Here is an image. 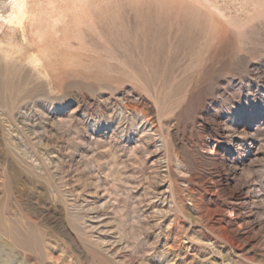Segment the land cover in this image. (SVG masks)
Returning <instances> with one entry per match:
<instances>
[{
	"label": "rangeland",
	"instance_id": "1",
	"mask_svg": "<svg viewBox=\"0 0 264 264\" xmlns=\"http://www.w3.org/2000/svg\"><path fill=\"white\" fill-rule=\"evenodd\" d=\"M78 3L29 0L3 63L0 205L77 264H264V0ZM0 264L37 259L0 239Z\"/></svg>",
	"mask_w": 264,
	"mask_h": 264
},
{
	"label": "bare ground",
	"instance_id": "2",
	"mask_svg": "<svg viewBox=\"0 0 264 264\" xmlns=\"http://www.w3.org/2000/svg\"><path fill=\"white\" fill-rule=\"evenodd\" d=\"M38 1V0H37ZM91 1V0H90ZM94 1V0H93ZM50 2V1H49ZM48 2V3H49ZM67 2V1H66ZM75 2H79L78 4H85L88 2V0H75ZM41 3V2H39ZM55 3V2H54ZM51 5V22H52V28H56L60 24L64 23L67 21L68 15L62 13L63 11L56 10L53 6V3H49ZM48 4V5H49ZM63 4V3H62ZM72 4V3H71ZM103 4V3H102ZM66 5V4H65ZM89 5V4H88ZM92 5V4H91ZM209 5V4H208ZM10 6V13L8 14L7 17H4L0 20V108H4L8 111V113H12L14 110H22V107H17L15 106V102L20 98V94L23 93V89L21 90H16V96L15 97H5L4 96V90H3V77H4V68H3V63L4 64H9L10 62L13 61L14 57L12 54L16 52H20L24 48V44H27V36H26V30H25V23L26 21L29 23L32 22L34 23L35 17H30V6H29V0H11L9 2ZM79 6V5H78ZM213 6V5H212ZM36 7V6H34ZM48 7V6H46ZM66 7V6H64ZM91 7V6H90ZM95 7V6H94ZM49 8V7H48ZM39 9V8H38ZM74 9V8H73ZM211 9V8H210ZM68 10V9H67ZM214 10V9H211ZM89 11V10H88ZM74 10H73V15H74ZM216 12V11H215ZM72 14V13H71ZM32 15V14H31ZM44 16V15H43ZM225 17V16H223ZM37 18V17H36ZM71 18V17H70ZM40 19V18H38ZM37 19V20H38ZM49 19V20H50ZM226 19V18H225ZM224 19V20H225ZM222 20V19H221ZM223 21V20H222ZM37 22V21H36ZM39 22V21H38ZM42 22V20H41ZM75 22V21H73ZM78 22V21H77ZM185 22V21H184ZM30 23V24H32ZM47 21L45 22V24ZM141 23V22H140ZM221 23V22H220ZM41 24V23H40ZM44 24V25H45ZM193 24V23H192ZM196 25V24H195ZM38 27L37 25H35ZM34 26V27H35ZM43 26V25H42ZM192 26V25H191ZM199 26V25H198ZM40 27V26H39ZM197 27V26H195ZM44 28V27H43ZM42 30H45L43 29ZM122 28V27H121ZM120 28V29H121ZM137 28V27H136ZM234 28V27H233ZM199 29V28H198ZM235 29V28H234ZM41 30V28H40ZM192 30V29H191ZM195 30V28H194ZM46 31H43L44 33ZM116 32V31H115ZM185 32V31H184ZM114 33V31H113ZM117 33V32H116ZM191 33H194L191 31ZM20 38H17L18 35ZM31 34V33H30ZM39 34V33H38ZM47 34V32H46ZM120 34V33H119ZM229 34V33H228ZM114 35H116L114 33ZM118 35V34H117ZM163 35V34H162ZM190 35V34H189ZM46 36V35H45ZM56 36V35H55ZM113 36V35H112ZM119 36V35H118ZM177 36V35H176ZM68 37V36H67ZM122 37V36H121ZM161 37V36H160ZM164 37V36H163ZM184 37V36H183ZM200 37V36H199ZM38 38V37H37ZM42 38V37H41ZM193 38V37H192ZM158 39V38H157ZM201 38H199L200 40ZM183 40V38H182ZM195 41L194 39H192ZM124 41V40H123ZM160 41V40H159ZM197 41V40H196ZM117 41L116 43H118ZM163 42V40H162ZM165 42V39H164ZM163 42V43H164ZM162 43V44H163ZM189 43V42H188ZM194 43V42H193ZM161 45V44H160ZM166 45V44H165ZM192 45V44H191ZM131 46V45H130ZM46 49V48H45ZM205 51V50H204ZM159 53V52H158ZM150 55V53H148ZM147 54V55H148ZM151 56V55H150ZM40 58V57H39ZM37 59V58H36ZM36 61V60H35ZM36 63V62H35ZM34 63V64H35ZM39 63V62H37ZM130 90V89H129ZM122 91V90H121ZM135 91V90H134ZM129 92V91H127ZM136 92V91H135ZM130 93V92H129ZM134 93V92H133ZM122 94V93H121ZM139 94V93H138ZM135 95V94H134ZM111 97V96H110ZM24 97H22L23 99ZM87 98V97H86ZM116 98V96H115ZM127 98V97H126ZM139 98V97H138ZM131 99V98H129ZM144 99V98H143ZM120 100V99H119ZM133 100V99H132ZM138 101L140 99H137ZM121 101V100H120ZM140 102V101H139ZM138 102V103H139ZM143 102V101H142ZM137 103V104H138ZM113 104V103H112ZM111 104V105H112ZM127 104V103H126ZM141 104V103H140ZM144 104V103H143ZM114 105V104H113ZM142 105V104H141ZM128 106V105H127ZM139 106V105H138ZM87 107V106H86ZM151 107V106H150ZM153 107V106H152ZM29 108V107H28ZM116 108V107H115ZM118 108V107H117ZM123 109V108H122ZM131 109V108H129ZM142 109V108H140ZM145 109V108H144ZM29 110V109H28ZM136 110V109H135ZM139 110V109H138ZM118 111V110H117ZM122 111V110H121ZM120 111V113H121ZM137 111V110H136ZM135 111V112H136ZM148 111V110H147ZM146 111V112H147ZM153 111V110H152ZM151 111V112H152ZM27 112V111H26ZM123 112V111H122ZM134 112V111H131ZM141 112V111H140ZM139 112V113H140ZM143 112V111H142ZM17 113V112H16ZM126 113V112H125ZM20 114V113H19ZM133 114V113H132ZM135 114V113H134ZM138 114V113H137ZM5 115V114H4ZM143 115V113H142ZM236 115V114H235ZM15 116V114H14ZM141 116V115H140ZM144 116V115H143ZM147 116V115H146ZM233 116V115H232ZM19 117V116H18ZM27 117V116H26ZM6 119V117H4ZM15 118V117H14ZM24 118V117H23ZM138 118V117H137ZM8 119V118H7ZM20 119V118H19ZM142 119V117L140 118ZM138 119V120H140ZM3 121V120H2ZM7 121V120H6ZM141 121V120H140ZM3 123V122H2ZM28 123V122H27ZM150 123V122H149ZM204 123V122H203ZM199 124V123H198ZM215 124V123H214ZM151 125V124H150ZM149 126V125H148ZM152 126V125H151ZM200 127V126H199ZM202 127V126H201ZM211 127V126H210ZM213 127V126H212ZM150 128V127H147ZM231 128V127H228ZM6 129V128H5ZM221 130V129H220ZM243 130V129H242ZM5 131V130H4ZM10 131V130H9ZM143 131V130H142ZM204 131V130H203ZM234 131V130H233ZM8 132V131H7ZM27 132V131H26ZM3 133V132H2ZM229 133V132H228ZM163 134V133H162ZM250 134V133H249ZM7 135V134H5ZM16 135V134H15ZM160 135V134H159ZM225 135V134H224ZM8 137L10 136V133L8 132ZM238 136V135H237ZM6 138V137H5ZM11 138V137H10ZM30 138V137H29ZM228 138V137H227ZM8 139V138H7ZM13 139V138H11ZM147 139V137H146ZM213 139V137H212ZM215 139V138H214ZM9 140V139H8ZM6 141V146L8 150V155L13 156V149L12 145L10 144L9 141ZM150 140V139H149ZM249 140V139H248ZM188 141V140H187ZM249 142V141H248ZM156 143V142H155ZM186 143V142H185ZM260 143V141H259ZM150 145V144H149ZM258 145V144H257ZM14 146V145H13ZM19 146V145H18ZM165 146V145H164ZM171 146V145H170ZM238 146V145H237ZM236 147V146H235ZM258 147V146H257ZM213 148V147H212ZM228 150V149H227ZM255 150V149H254ZM258 151V150H257ZM163 152V151H162ZM154 153V152H153ZM159 153V152H158ZM255 156V155H254ZM263 156V154H262ZM219 159V158H218ZM224 159V158H223ZM258 159V158H257ZM260 159V157H259ZM258 159V160H259ZM20 160L22 162L25 161L24 157H20ZM208 160V159H206ZM160 161V160H159ZM250 161V160H249ZM257 162V161H256ZM32 163V162H31ZM172 163V162H171ZM248 163V162H247ZM216 164V163H215ZM219 164V163H218ZM28 165V164H27ZM171 166V165H170ZM249 167V166H248ZM31 168L30 170L36 171L34 167H29ZM184 168V167H183ZM182 168V169H183ZM256 168V167H255ZM181 169V170H182ZM239 169V168H238ZM254 169V168H253ZM224 170V169H223ZM171 171V170H170ZM228 171V170H227ZM185 172V171H184ZM226 172V171H225ZM234 172V171H233ZM220 173V172H219ZM229 173V172H228ZM221 174V173H220ZM225 174V173H224ZM223 174V175H224ZM183 176V175H182ZM226 176V174H225ZM242 177V176H240ZM246 177V174H245ZM225 179V178H224ZM253 179V178H252ZM262 180V179H261ZM182 181V180H180ZM212 181V180H211ZM48 184V182H47ZM260 185V184H259ZM221 186V185H220ZM261 186V185H260ZM262 188V187H260ZM264 188V187H263ZM232 189V188H231ZM258 189V188H257ZM7 190V188H6ZM260 190V189H259ZM223 191V190H222ZM255 191V189H254ZM8 192V191H7ZM210 192V191H209ZM242 192V191H241ZM253 192V190H252ZM255 193V192H254ZM253 194V193H252ZM224 195V194H223ZM251 195V194H250ZM259 195V194H258ZM257 195V196H258ZM253 196V195H252ZM256 197V196H255ZM9 198V197H8ZM229 198V197H228ZM244 198V197H243ZM260 199V198H259ZM262 199V197H261ZM1 204V203H0ZM4 204V203H3ZM6 204V202H5ZM229 204V203H228ZM238 204V203H237ZM250 204V203H248ZM249 206V205H248ZM229 207V206H228ZM232 207V206H231ZM243 207V206H242ZM244 208V207H243ZM257 208V207H256ZM231 209V208H230ZM256 210V209H255ZM229 212V211H228ZM239 217V216H238ZM251 217V216H250ZM253 217V216H252ZM240 219V218H239ZM255 219V218H254ZM31 218L26 214L23 213L22 211L18 209H7L3 205H0V239L4 240V242L12 247L13 249L19 250L23 253H31L36 259H37V264H44L46 261L49 262H54L55 259H53V252L57 251L60 256L57 258V260H66V262H63L64 264H77L73 261L72 257H67L64 256L65 251L63 249L57 248V245L54 244L55 248L49 246V238L47 234L42 235L41 238L36 236L39 231V228L37 226H31L30 222ZM233 220V219H232ZM76 221V220H75ZM55 222V221H54ZM16 223H22L24 224V227L26 231L24 234H22V231H18V228H16ZM263 223V222H262ZM257 224V223H256ZM230 225V224H228ZM236 225V224H235ZM255 225V224H254ZM90 227V226H89ZM113 228V227H112ZM255 228V227H254ZM264 228V227H263ZM112 230V229H111ZM116 230V229H115ZM243 231V230H242ZM255 232V231H254ZM37 233V234H35ZM79 235V234H78ZM241 236V235H239ZM87 237V236H86ZM89 237V236H88ZM243 237V236H242ZM100 240V239H99ZM102 242V241H100ZM105 243V241H104ZM3 244V242H2ZM103 244V243H102ZM120 244V243H119ZM44 245V247H42ZM107 245V244H106ZM97 246H102L99 242L97 243ZM111 247V246H110ZM124 248V247H123ZM121 250V249H120ZM122 251V250H121ZM107 253H110L106 250ZM120 253V252H119ZM115 255V253H113ZM113 255V257H114ZM117 255V254H116ZM115 255V256H116ZM56 260V261H57ZM122 264V263H120Z\"/></svg>",
	"mask_w": 264,
	"mask_h": 264
}]
</instances>
